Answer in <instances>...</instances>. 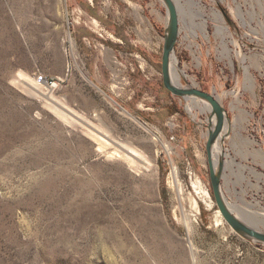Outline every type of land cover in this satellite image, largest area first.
Listing matches in <instances>:
<instances>
[{
	"label": "rangeland",
	"instance_id": "1",
	"mask_svg": "<svg viewBox=\"0 0 264 264\" xmlns=\"http://www.w3.org/2000/svg\"><path fill=\"white\" fill-rule=\"evenodd\" d=\"M201 1L208 37L176 6L180 87L212 93L225 108L220 153L254 146L264 163V0ZM167 19L162 0H0V264H264V243L216 214L209 104L162 84ZM20 72L61 81L34 96L18 86ZM50 94L107 130L108 147L96 151L79 124L56 117L44 105ZM126 145L150 166L105 158ZM224 186L236 213L264 231L235 205L264 207V184L227 177Z\"/></svg>",
	"mask_w": 264,
	"mask_h": 264
},
{
	"label": "bare ground",
	"instance_id": "2",
	"mask_svg": "<svg viewBox=\"0 0 264 264\" xmlns=\"http://www.w3.org/2000/svg\"><path fill=\"white\" fill-rule=\"evenodd\" d=\"M173 1L175 2V5L177 6L179 13L181 14V17L186 22V24L189 25V27H191V28L195 27L194 25L198 26L199 28H201L203 34L206 37H208L207 18L205 15V7H204L202 1L201 0H173ZM238 11H240L239 6H238ZM213 14H215L217 18H220L223 20L222 14L220 12L214 11ZM197 17L200 19L199 21L196 20ZM194 20H196V21L194 22ZM224 29H225L224 25H221V26L217 27L216 33L219 34V33H221V30H224ZM192 33L196 34V32H193V31H192ZM70 43H71V46L73 47L74 41L72 40V38H70ZM169 65H170L169 69H170L171 81L175 85L180 87L181 86L180 78L183 75V73L181 71H179L177 64H176V59L173 55H171ZM16 78L18 79V81H17L18 86L23 91H25L29 94H32L34 96H37L36 89L38 87L36 88L37 85L35 84V81L29 75L20 72V73H18ZM194 84H195V82H193V85ZM190 87H193V86L191 85ZM43 100H44V105L47 106L49 109H51L52 112L56 115V117L61 119L64 123L79 124V126L87 133V135H89L90 138L94 142H96L95 143L96 144V146H95L96 151L101 152V151H103L104 148L108 147L110 142L104 136V135H107L106 134V133H108L107 130H103L105 133L100 134V131L98 129H96V130L92 129L93 128V126L91 124L92 122L89 119H87L86 117L77 113L76 111L72 110V108L70 109V108H67L63 105L61 106V104H59L57 102V100L53 94L52 95L50 94V96H47V97H43ZM187 106H188V109L192 110L193 104L191 102H187ZM225 120L227 121V119H225ZM214 123H215V117L214 118L212 117L211 123H210L211 126H213ZM225 129H226V124L224 123L223 131H225ZM229 129H230V125H228V129L226 130V132H228ZM222 134H223V132H222ZM220 147H221L220 142L218 140L213 145V151H217V152L219 151L220 152L221 151ZM105 158L106 159H117V160L123 159V160H125L127 166L135 169V171L136 170L138 171L140 166H143V164H145L144 166H146V168L150 166V163H149L148 159L146 158V156L140 150H138L135 146H132V145H126V152H123L120 150H114V151H111V153H106ZM138 160H141L143 162V164H141V162H139ZM193 181H194L196 188H198L204 194H207L209 196L208 192L203 187L202 181L199 177L195 176V180H193ZM226 202H227V205L229 206V208L236 215H238L236 213L235 209H233L232 204H230V202L228 200H226ZM235 208L237 210H239L237 207H235ZM244 213L249 219H252V220L256 219L257 222L264 224V210H262V209L261 210L249 209L247 211L245 210ZM216 214L219 216V220L221 221L222 217H221L219 210H216Z\"/></svg>",
	"mask_w": 264,
	"mask_h": 264
},
{
	"label": "water",
	"instance_id": "3",
	"mask_svg": "<svg viewBox=\"0 0 264 264\" xmlns=\"http://www.w3.org/2000/svg\"><path fill=\"white\" fill-rule=\"evenodd\" d=\"M165 4L168 13L167 24L165 28L164 41L161 53V75L162 84L171 94L186 97L194 96L201 100L206 101L210 106V112L208 115V133L205 142L206 159L209 170V179L212 189L213 198L217 209L220 211L221 216L225 222L231 227L237 234L253 239L260 243H264V231L244 221L240 216L236 215L227 205V202L223 196L221 189V174L223 171V160L220 157L214 159L213 145L223 137V128L225 119L228 121L226 110L220 103V101L209 92L201 90L196 87H179L171 81L170 76V58L173 52L174 44L177 40L179 25H178V13L175 2L173 0H162ZM215 117V123L211 126V119ZM229 132V131H228ZM221 146V144H220ZM222 154V153H221Z\"/></svg>",
	"mask_w": 264,
	"mask_h": 264
},
{
	"label": "crops",
	"instance_id": "4",
	"mask_svg": "<svg viewBox=\"0 0 264 264\" xmlns=\"http://www.w3.org/2000/svg\"><path fill=\"white\" fill-rule=\"evenodd\" d=\"M244 143L251 145V141L249 140H245ZM233 155L227 154V153H220L219 151H213L214 159L217 160L218 157L221 156L222 160H223V171L221 174V189L222 192H226L225 189V179L228 177L229 179L232 178H238V177H247V178H255V180L260 183L262 182L264 184V175L263 174H255V171L252 169H246V165H243V163L245 162H249L251 165L254 166H260L263 170H264V163H262L263 159H261V154L259 153V151L257 152L254 149V146H249L247 147V149H245V151L243 152H235L233 151ZM220 153V154H218ZM260 154V155H259ZM264 154V153H263ZM261 162V163H260ZM239 165H242L239 166ZM246 173V174H245ZM253 188L250 189V191L256 190L255 185L252 186ZM249 190V189H247ZM264 200V199H263ZM245 202V201H244ZM246 203V204H245ZM244 206L242 205H238L237 203L235 205H237L238 207L242 208L244 211L245 210H249L251 209H258V210H264V207L260 206L259 203H256V205H252L250 203L245 202ZM242 217H246V215H243ZM248 218V217H247ZM259 223V222H258ZM261 225L264 226V224L260 223Z\"/></svg>",
	"mask_w": 264,
	"mask_h": 264
},
{
	"label": "built area",
	"instance_id": "5",
	"mask_svg": "<svg viewBox=\"0 0 264 264\" xmlns=\"http://www.w3.org/2000/svg\"><path fill=\"white\" fill-rule=\"evenodd\" d=\"M35 77V76H34ZM35 84L38 85H42L44 87L45 91H54L57 89L61 79L58 77H53V76H46L43 74H39L37 75L35 78Z\"/></svg>",
	"mask_w": 264,
	"mask_h": 264
}]
</instances>
